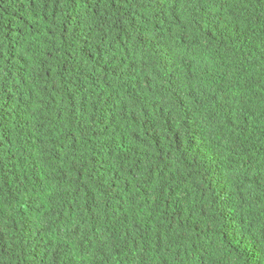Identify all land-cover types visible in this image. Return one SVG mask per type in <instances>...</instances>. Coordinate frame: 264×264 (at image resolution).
I'll list each match as a JSON object with an SVG mask.
<instances>
[{
    "label": "trees",
    "instance_id": "obj_1",
    "mask_svg": "<svg viewBox=\"0 0 264 264\" xmlns=\"http://www.w3.org/2000/svg\"><path fill=\"white\" fill-rule=\"evenodd\" d=\"M0 264H264V0H0Z\"/></svg>",
    "mask_w": 264,
    "mask_h": 264
}]
</instances>
